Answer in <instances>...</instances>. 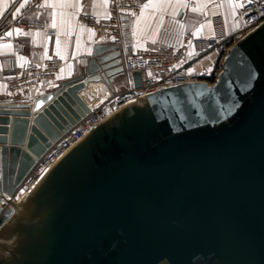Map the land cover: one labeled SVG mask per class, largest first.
I'll return each instance as SVG.
<instances>
[{"label": "water", "instance_id": "1", "mask_svg": "<svg viewBox=\"0 0 264 264\" xmlns=\"http://www.w3.org/2000/svg\"><path fill=\"white\" fill-rule=\"evenodd\" d=\"M220 66L211 84L110 113L20 201L30 170L88 112L78 92L124 73L121 53L95 44L74 77L0 104V264H264V23Z\"/></svg>", "mask_w": 264, "mask_h": 264}, {"label": "crops", "instance_id": "2", "mask_svg": "<svg viewBox=\"0 0 264 264\" xmlns=\"http://www.w3.org/2000/svg\"><path fill=\"white\" fill-rule=\"evenodd\" d=\"M244 2L245 0H139L141 12L128 22L125 50L156 48L174 42L181 34L189 32L192 40L186 55L188 66L194 71L210 69L217 56L205 51L196 59L197 52L207 49L216 37L227 39L234 35L240 26L239 22L234 21L240 8L236 5ZM21 3H25V0H0V36L7 39L0 41V104L10 101L9 99L15 102L30 101L24 94L7 92L6 77L12 61L22 67L29 63H41L51 54L63 61L56 80L41 86L40 90L32 94L34 97L77 75V57L85 55L88 61L94 45L105 42L98 30L78 22L76 12L79 0H28L17 18L37 20L41 22V27L21 30L18 34L10 21L13 20L15 8ZM39 4H44L45 7H36ZM90 6V11L96 16L111 13L109 0H91ZM218 18L223 21L222 29L216 26ZM53 23L55 27H52ZM9 31L12 36L5 35ZM14 38L22 43L24 52L15 51L11 42ZM125 80L123 73L111 81V89L102 82H90L85 86L87 90L92 86L103 91L105 97L123 88Z\"/></svg>", "mask_w": 264, "mask_h": 264}, {"label": "built area", "instance_id": "3", "mask_svg": "<svg viewBox=\"0 0 264 264\" xmlns=\"http://www.w3.org/2000/svg\"><path fill=\"white\" fill-rule=\"evenodd\" d=\"M111 13L106 16H96L90 11L91 0H79V8L76 18L79 23L98 30L105 42L116 45L121 53L125 74V90L112 93L111 97L95 105L79 120L76 121L62 136L53 142L42 158L36 164L34 173L29 174L20 190L29 191L41 176L44 168L50 166L60 158L69 148L76 144L86 133L94 128V124L102 122L110 113L119 109L124 104L133 101L137 96L148 94L165 87L175 86L195 80H203L213 83L220 71L218 67L194 71L187 64L188 42L192 40L189 32L181 34L176 41L165 43L156 48H146L127 51L125 46L128 35V21L139 15L141 4L139 0H109ZM244 6L239 9L235 22L242 24L234 35L225 39L216 37L207 49L200 50L198 56L205 52H212L217 57L222 56L228 45L241 38L245 33L264 23V0H245ZM127 16V20L123 17ZM216 26L223 28V21L218 18ZM10 25L21 30L41 27V22L24 17L11 20ZM0 36V41H6ZM16 52H24L22 43L17 39H11ZM222 59V58H221ZM63 61L55 54L48 55L41 63H29L22 67L12 61L10 72L6 77V88L9 94H24L30 96L40 90L43 85L56 80ZM87 65V57H78V67ZM138 71L141 74V86L135 87L132 73ZM33 97V96H32ZM35 97V96H34ZM44 169V170H43ZM26 187L27 189H24Z\"/></svg>", "mask_w": 264, "mask_h": 264}, {"label": "rangeland", "instance_id": "4", "mask_svg": "<svg viewBox=\"0 0 264 264\" xmlns=\"http://www.w3.org/2000/svg\"><path fill=\"white\" fill-rule=\"evenodd\" d=\"M244 4V3H243ZM241 8V7H240ZM239 8V9H240ZM238 12H239V10H238ZM238 12H237V14H238ZM237 14H236V16H237ZM235 16V17H236ZM127 20V19H126ZM129 22V21H128ZM242 27V24L240 23V26H239V28H241ZM234 42V41H233ZM233 42H231V43H233ZM191 43V40L188 42V46H189V44ZM231 43L229 44V45H231ZM228 45V46H229ZM159 46H161V45H159ZM158 46V47H159ZM146 49V48H145ZM137 50V49H136ZM203 50V49H202ZM127 51H131V50H127ZM199 52V51H198ZM197 52V53H198ZM223 56H224V54L222 55V56H219V57H216V60L212 63V66L210 67V69L213 67V65H214V67H218L219 68V64L221 63V61H222V59L221 58H223ZM87 57V56H86ZM46 58V57H45ZM43 61V60H42ZM76 63H77V66H78V57H77V59H76ZM122 63H123V61H122ZM79 68V67H78ZM126 79V78H125ZM88 83H90V82H88ZM87 84V83H86ZM85 84V85H86ZM59 85V83L58 84H56L55 86H53V87H51L52 89H54L55 87H57ZM106 89V88H105ZM123 90H125V82H124V87L122 88H120L119 89V91H123ZM106 93V92H105ZM78 94H79V96L81 97V99L85 102V104L87 105V107H88V109H91L92 107H94L95 105H97V104H99L101 101H103V100H105V99H108V98H110L111 97V95L112 94H107V96H105L104 97V95L105 94H103V91H100V90H96V88H94V87H90L88 90H87V86H85L83 89H81L79 92H78ZM31 96H32V94L30 95V96H28L29 97V99H31ZM33 98V97H32ZM89 111V110H88ZM35 170H36V166H34L31 170H30V172L28 173V175L29 174H32V173H34L35 172Z\"/></svg>", "mask_w": 264, "mask_h": 264}, {"label": "snow or ice", "instance_id": "5", "mask_svg": "<svg viewBox=\"0 0 264 264\" xmlns=\"http://www.w3.org/2000/svg\"><path fill=\"white\" fill-rule=\"evenodd\" d=\"M27 2H28V0H25V3H21L19 5V7H16L15 8V13L13 14V17H12L13 20H16L17 19V14H19L21 12V10L25 8V4ZM251 2H253V0H249V3H251ZM47 6L48 7H51V5H47ZM243 6L244 5L242 3L236 5V7H243ZM36 7L43 8V7H45V5L44 4H39ZM144 7H147V5H144ZM193 10H195V9H193ZM52 27H55V24L54 23H53ZM15 31L19 34L21 32V29L17 28V29H15ZM5 35L12 36V32L11 31L6 32ZM25 35H26V33H25ZM153 42L155 43V41H153Z\"/></svg>", "mask_w": 264, "mask_h": 264}, {"label": "bare ground", "instance_id": "6", "mask_svg": "<svg viewBox=\"0 0 264 264\" xmlns=\"http://www.w3.org/2000/svg\"><path fill=\"white\" fill-rule=\"evenodd\" d=\"M54 163H52L50 166H48V167H46V168H44L43 170V172H42V174L41 175H43L52 165H53ZM33 187H31V189H32ZM30 189V190H31ZM26 193H27V191H24V190H19L18 191V193H17V195H16V199H17V201H20L25 195H26Z\"/></svg>", "mask_w": 264, "mask_h": 264}, {"label": "trees", "instance_id": "7", "mask_svg": "<svg viewBox=\"0 0 264 264\" xmlns=\"http://www.w3.org/2000/svg\"><path fill=\"white\" fill-rule=\"evenodd\" d=\"M229 44H230V42H227V43H226V45H229Z\"/></svg>", "mask_w": 264, "mask_h": 264}]
</instances>
